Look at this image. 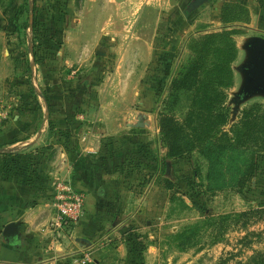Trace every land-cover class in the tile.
Listing matches in <instances>:
<instances>
[{"label": "crops", "instance_id": "crops-1", "mask_svg": "<svg viewBox=\"0 0 264 264\" xmlns=\"http://www.w3.org/2000/svg\"><path fill=\"white\" fill-rule=\"evenodd\" d=\"M63 1L67 4L65 13L68 14L66 27L69 33L86 31L75 38L77 43L74 47H78V53L65 63L86 65L81 76H76L73 84H69L70 87L58 90V78L56 89L46 90L45 95L39 97L42 103L36 107L39 108L40 119L30 115L34 108L24 101L20 107L21 116L12 121L14 129H0V233L5 225L20 223L19 241L15 238L6 241L0 234V264H73L74 258L86 250L92 253L93 263L101 264L100 256L105 255L111 241L115 242L112 244L116 247L114 255L128 259L123 233L129 229L135 236V233L142 235L141 223L144 221L149 230L156 218L154 208H145L149 196H142L147 193V188L142 196L138 195V200L134 198L136 204L133 205L124 188L128 179L121 166L97 175L95 186L82 179V169L99 165L116 156L120 150H131L140 144H147L148 152L157 161L153 171L162 167V160L157 159L166 155L162 150L161 154L158 151L159 129L154 111L157 104H153L156 102L153 99L155 69L161 43H170L186 33L193 36L190 39H195L207 34L234 32L232 39L236 58L232 71L235 86L237 82H245L242 69L249 63L248 42L253 37L264 38V0H209L196 10L190 23H182L178 17L180 6L183 8L189 0ZM33 4L30 0L28 8L30 5L33 8ZM149 13L155 15V20L152 21V35L146 37L142 30ZM29 14L33 15V9L31 13L29 8ZM29 28L31 30V26ZM64 35L66 43L68 33ZM114 48L121 49V71H117L115 76L111 74L114 79L110 82L106 74L99 77L96 69L100 63L98 54L108 55ZM134 48L139 49V54H134ZM145 48H148V55L142 56ZM241 62L242 65L237 66ZM132 63L137 64L139 79L133 89L129 82L135 72ZM117 75L121 79L118 86ZM53 90L55 93L60 91L56 104L52 103ZM23 93L26 97V92ZM131 93L140 105L135 109L128 105ZM53 128L57 133L52 132ZM17 129L24 130V136L19 137ZM55 182H71L87 194L86 216L71 237L64 231L57 236L49 229L53 218L51 201ZM148 186L154 189V184ZM133 206H136L135 215L130 212ZM117 217L120 221L116 225L112 221ZM80 239L88 244L82 246L78 243ZM147 252L149 249L146 247L142 254ZM207 253L206 248L195 252V255L204 257ZM182 256L185 262L179 264H195L188 253H182Z\"/></svg>", "mask_w": 264, "mask_h": 264}, {"label": "rangeland", "instance_id": "rangeland-1", "mask_svg": "<svg viewBox=\"0 0 264 264\" xmlns=\"http://www.w3.org/2000/svg\"><path fill=\"white\" fill-rule=\"evenodd\" d=\"M29 1L25 3L23 0H0V76L2 83L0 87V129L3 127L14 129L11 126L12 121L14 122L21 116L20 107L24 101H28L31 108H34V112L30 115L35 119H40L39 108L36 107L42 103L39 97L44 96L46 90L56 89L55 84L58 78L60 80L58 90L74 82L76 76H81L82 68L86 65V63H65L68 58L72 59L74 54L78 53V47H74L77 43L75 38H79L83 31V33L86 32L72 28L76 31L69 33V28L66 27L68 20V14L65 13L66 2L36 0L35 16H31L28 8ZM188 3L186 6L183 5V8L180 6L178 17L181 21L183 20L182 23H190L196 13L194 11L189 14L190 16H185ZM154 16L153 13H149L146 18L144 30H142L146 37H150L153 33L151 28L152 21L155 20ZM71 20L72 18L69 17V21ZM33 22L37 28L36 33L29 28ZM58 23L61 24L58 25ZM65 33H68L66 43ZM192 37L186 33L185 36H178L170 43H161L158 65L155 69L153 99L156 102L154 101L153 104L157 106L154 107V111L158 121L161 115L171 116L180 124L188 123L189 120L193 121V125L187 129V134L192 135L194 139L202 137L197 130L194 131L198 124L201 122L208 124L218 121L217 117L221 120L224 117L225 126L209 131L207 137L216 138L214 134L217 135L219 130L228 132L227 138L220 134L217 136V141L226 145L229 142L228 139L233 136L230 129L239 122L244 110L259 105L264 111V95L255 93L239 102L238 94L244 84L237 82L235 86L233 83L232 88L216 87V91L220 92L218 99L223 111H216L218 112L216 118H211L210 112L204 111L202 120L198 119L197 109L200 104L197 99L199 96H196L194 91L177 93L170 91L171 81L182 74L189 59L195 53L192 47L201 38L190 39ZM113 50L108 55L98 54L100 63L97 64L96 69L99 77L102 76L101 74L104 76L106 74L110 82L113 81L116 72L121 71V49L114 48ZM147 50L148 48L143 49L142 56L148 55ZM138 52L139 49L134 48V54H139ZM131 65L135 67V72L129 79L130 87L133 89L137 86L139 79L137 64L132 63ZM232 65L231 70H233ZM241 65L242 62L237 64V66ZM111 74L112 77H110ZM211 76L209 74V77L204 80L214 83L215 80H212ZM116 78L118 86L121 79L118 75ZM80 80L81 78L78 81ZM151 82L153 83L154 80ZM24 83L27 86L21 88L20 85ZM49 84L51 88L48 87ZM54 91H51L54 93L52 103L56 104L60 97L57 93L60 91L56 93ZM23 92H26V97ZM128 105L130 109L140 106L134 101L132 93L128 95ZM262 116L263 113L260 112L259 117ZM52 132L57 133L54 128ZM17 133L19 137L25 134L24 130L21 132L18 129ZM158 137L160 143L158 151L160 153L162 150L163 155H166V146L160 134ZM129 140L128 143H130ZM147 148V144H140L132 148L130 152L142 154L154 160ZM201 149L202 147L199 146L192 153L177 159H168L166 156L163 159L155 157L157 160H162L161 163L165 164V169L160 167L159 170L153 171L148 166L139 163L124 164L120 167L125 170L128 179L124 188L128 191L129 202L135 205L136 199H139L138 195L142 196L147 188V193L142 196H149L145 208L156 210L153 227L147 230L143 221L140 227L142 235L134 232L136 236L144 238L142 240L143 250L135 257L134 264L184 263L182 253H188L195 264H245L255 253L264 256V154H259L255 158L256 171L248 178L241 190L224 187L211 192L206 188L208 164L200 154ZM249 150L255 152L254 147ZM153 184L154 189H151L148 185ZM135 209L136 206L131 208L132 215H135ZM151 217L152 213L149 218ZM119 221L120 217H117L112 222H116L117 225ZM112 244L115 242L111 241L110 248L107 249L105 255L100 256V263L130 264L129 257L119 259L114 255L113 250L116 247L114 248ZM146 247L149 253L143 255ZM206 248L208 253L204 257L195 255V252ZM262 262L258 260V263Z\"/></svg>", "mask_w": 264, "mask_h": 264}, {"label": "trees", "instance_id": "trees-1", "mask_svg": "<svg viewBox=\"0 0 264 264\" xmlns=\"http://www.w3.org/2000/svg\"><path fill=\"white\" fill-rule=\"evenodd\" d=\"M26 1V0H23ZM33 16H35V2L33 0ZM35 22L31 25V31L36 33ZM234 32H221L207 34L195 42L192 47L194 55L189 59L182 74L171 81L170 91L177 92H195L199 101L198 119L202 120L203 112H210L211 118H216V111H223L221 102L218 99L220 92L216 87L232 88L233 72L231 65L236 58V48L232 35ZM211 74L214 83L205 81ZM222 94V93H221ZM216 99V100H215ZM208 102V103H207ZM207 107V109H206ZM262 112L263 116L259 117ZM239 122L230 129L232 137L228 143L221 144L218 135L225 138L228 132L220 131L214 134L216 138L207 137L208 132L217 129L219 126H225L226 119L204 124L201 122L194 131L202 136L194 139L187 134V129L193 125V121L180 124L171 116L161 115L158 121L159 134L163 144L166 146L168 159L181 158L188 153H192L197 147H202L201 156L207 161V190L213 192L224 187H230L241 190L248 178L255 173V158L259 154H264V111L259 105L251 106L241 113ZM213 128V129H212ZM198 140V142H197ZM197 142V144H196ZM254 147L255 152L251 151ZM127 161V162H126ZM139 163L155 168L157 161L146 158L142 154H133L130 149L118 153L116 156L99 163V165L87 166L82 169V179L90 186L96 185L97 175L109 172L124 164ZM162 168L165 164H161ZM165 169V168H164ZM246 215V214H244ZM128 251L130 264L135 263V257L142 252L141 236H135L129 229L123 233ZM262 260V263H258ZM245 264H264V256L255 253Z\"/></svg>", "mask_w": 264, "mask_h": 264}, {"label": "built area", "instance_id": "built-area-1", "mask_svg": "<svg viewBox=\"0 0 264 264\" xmlns=\"http://www.w3.org/2000/svg\"><path fill=\"white\" fill-rule=\"evenodd\" d=\"M52 196L53 218L49 223V229L57 236H59L61 231H64L71 237L74 230L86 216L88 207L87 194L71 182H55ZM92 263V253L87 250L73 260V264Z\"/></svg>", "mask_w": 264, "mask_h": 264}, {"label": "water", "instance_id": "water-1", "mask_svg": "<svg viewBox=\"0 0 264 264\" xmlns=\"http://www.w3.org/2000/svg\"><path fill=\"white\" fill-rule=\"evenodd\" d=\"M209 0H190L186 12L190 14ZM30 12L32 13V5H30ZM246 49L250 52L249 63L242 69L245 75V83L238 94L239 102H242L252 94L261 93L264 95V38L253 37L247 44ZM2 239L11 241L15 238L20 240V223L12 222L5 225L1 231ZM78 243L87 245L88 242L84 239L78 240Z\"/></svg>", "mask_w": 264, "mask_h": 264}]
</instances>
